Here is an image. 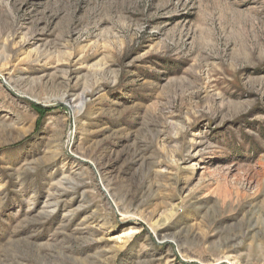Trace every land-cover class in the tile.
I'll use <instances>...</instances> for the list:
<instances>
[{
  "label": "rangeland",
  "instance_id": "rangeland-1",
  "mask_svg": "<svg viewBox=\"0 0 264 264\" xmlns=\"http://www.w3.org/2000/svg\"><path fill=\"white\" fill-rule=\"evenodd\" d=\"M0 264H264V0H0Z\"/></svg>",
  "mask_w": 264,
  "mask_h": 264
}]
</instances>
